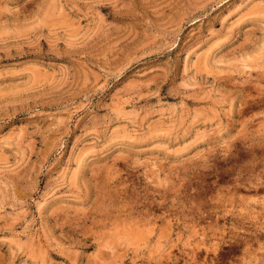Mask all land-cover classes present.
Segmentation results:
<instances>
[{"label": "rangeland", "instance_id": "1", "mask_svg": "<svg viewBox=\"0 0 264 264\" xmlns=\"http://www.w3.org/2000/svg\"><path fill=\"white\" fill-rule=\"evenodd\" d=\"M0 264H264V0H0Z\"/></svg>", "mask_w": 264, "mask_h": 264}]
</instances>
